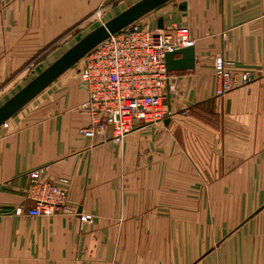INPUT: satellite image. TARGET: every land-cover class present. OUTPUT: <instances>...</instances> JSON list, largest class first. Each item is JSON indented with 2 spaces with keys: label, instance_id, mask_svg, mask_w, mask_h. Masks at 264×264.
<instances>
[{
  "label": "crops",
  "instance_id": "0c3cea01",
  "mask_svg": "<svg viewBox=\"0 0 264 264\" xmlns=\"http://www.w3.org/2000/svg\"><path fill=\"white\" fill-rule=\"evenodd\" d=\"M113 1L0 0V100ZM160 16L165 31L188 28L195 56L169 72L161 122L120 143L80 135L88 96L64 72L0 127V264H264V207L250 217L264 203V0H170L139 22L158 29ZM217 56L252 81L217 96ZM39 166L68 179L72 212L13 213L32 205L26 174Z\"/></svg>",
  "mask_w": 264,
  "mask_h": 264
},
{
  "label": "built area",
  "instance_id": "2783aa9c",
  "mask_svg": "<svg viewBox=\"0 0 264 264\" xmlns=\"http://www.w3.org/2000/svg\"><path fill=\"white\" fill-rule=\"evenodd\" d=\"M168 32L151 29L139 19L110 34L81 59L78 69L88 99L82 104L90 124L78 129L84 137L96 135L114 143L140 125L161 122L170 112L164 108V90L169 80L165 54L192 45L188 28L178 26ZM216 95L223 96L252 81L251 74L234 60L217 56L213 61ZM7 121L0 127H7ZM25 197L31 206H16L17 216L40 217L70 213L67 203L68 179L50 178L47 167L26 174ZM88 219V216H81Z\"/></svg>",
  "mask_w": 264,
  "mask_h": 264
},
{
  "label": "water",
  "instance_id": "95a60500",
  "mask_svg": "<svg viewBox=\"0 0 264 264\" xmlns=\"http://www.w3.org/2000/svg\"><path fill=\"white\" fill-rule=\"evenodd\" d=\"M168 1L170 0H137L86 33L52 63L0 104V126L110 34L121 30ZM163 27V18L160 16L157 18V28L163 29ZM176 55L180 56L176 57ZM194 60L193 45L180 47L165 54L166 68L169 72L192 69L194 68ZM164 122L166 123L167 120ZM263 207L264 203L252 212L250 217Z\"/></svg>",
  "mask_w": 264,
  "mask_h": 264
},
{
  "label": "rangeland",
  "instance_id": "374dc122",
  "mask_svg": "<svg viewBox=\"0 0 264 264\" xmlns=\"http://www.w3.org/2000/svg\"><path fill=\"white\" fill-rule=\"evenodd\" d=\"M137 0H114L111 6H102L98 8L92 15L88 16L85 21L80 25L72 27L67 34L63 36V39L58 38L54 43L50 44L45 50L40 52L36 58L32 61V65L29 67V70L26 71L24 78L21 82V85H25L29 80L36 76L40 71L52 63L57 57H59L65 50L72 46L77 40H79L86 33L91 31L93 28L104 23L132 3ZM145 16V15H144ZM142 18V17H141ZM61 39V40H60ZM81 65L79 60L72 67L67 69L64 74H72L78 76V69ZM62 76V74L60 75ZM48 87V86H47ZM46 87V88H47ZM46 88L44 90H46ZM17 91V90H16ZM15 91L10 92L6 95L5 98L0 100V104L5 101L7 97H10L11 94ZM4 100V101H3ZM262 194L260 197L264 199V188H261ZM250 203H244L240 207L249 206ZM255 203L253 204V206ZM235 206V205H234ZM238 206V205H237ZM252 207V206H251ZM54 215V214H53ZM52 216V215H50Z\"/></svg>",
  "mask_w": 264,
  "mask_h": 264
}]
</instances>
